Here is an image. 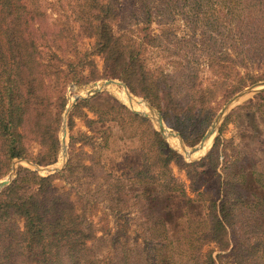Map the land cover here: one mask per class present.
I'll list each match as a JSON object with an SVG mask.
<instances>
[{
  "label": "trees",
  "instance_id": "1",
  "mask_svg": "<svg viewBox=\"0 0 264 264\" xmlns=\"http://www.w3.org/2000/svg\"><path fill=\"white\" fill-rule=\"evenodd\" d=\"M33 3L0 0V179L14 159L37 166L57 162L69 83L123 81L191 147L216 114L218 97L225 101L264 79V0H76L75 36L93 43L83 52L73 46L74 60L61 57L62 44L72 45L68 31L48 27ZM172 15H182L187 24L203 18L215 31L228 27L232 56L207 58L206 80L197 67L172 73L146 63V49L156 46L150 24ZM46 38L60 51L47 61L39 50ZM92 55L102 60V71ZM98 96L77 100L68 128L78 113L91 129L121 125L129 138L139 140L141 167L117 175L107 171L101 150L110 131L97 148L90 136L70 134L61 171L43 176L18 167L0 191V264H225L231 257L232 264H264V192L251 184L246 168L234 165L233 183L220 179L218 137L202 159L186 163L147 118L117 99L99 102ZM195 124L198 129L191 128ZM80 141L94 150L76 149ZM173 164L188 177L204 169L217 175V196L207 200L204 218L188 226L182 247L175 246L167 227L173 218L170 199L185 188ZM56 179L68 189L57 188ZM99 209L123 223L113 231L98 227L91 217ZM132 225L140 241L128 233ZM205 244H213L212 249L204 252Z\"/></svg>",
  "mask_w": 264,
  "mask_h": 264
},
{
  "label": "rangeland",
  "instance_id": "2",
  "mask_svg": "<svg viewBox=\"0 0 264 264\" xmlns=\"http://www.w3.org/2000/svg\"><path fill=\"white\" fill-rule=\"evenodd\" d=\"M33 2L34 3L32 5L39 7L40 11L43 12L48 27L53 30L60 27L65 28L68 31L67 34L69 35V37H72V39L70 40L72 42V45H69L70 42L67 43V45L62 44V47L65 50V52L61 56L62 58H69L73 60L75 59V55H73L72 53L75 50H73V46L78 52H83L90 48L93 43V39H77V37L75 36L78 29V24L74 16L76 15L75 13L77 9L75 5L76 0H33ZM150 27L152 29V33L156 36V46L147 48L144 53V57L146 59V63L154 68L160 67L163 70L171 71L172 73H174V71L180 72L181 70H183V68L190 69L191 67H197L198 69L202 70V79L206 80L207 58L211 57L212 59H214L232 56V51L230 50L229 46V40H227L228 38H226V35L228 34L227 26L222 29H219V27H217V31H219L217 32L213 30V28L209 24H207L206 21L203 20V18L202 20L192 21L190 24H187L182 15H172L170 16V18H166V16L163 19L156 18L150 24ZM46 39L47 40H43L39 46L41 56L45 61L50 58L52 52H57L58 54H60V51L56 49V44L52 43L50 39ZM91 58L93 59L96 68L99 71H102L103 62L100 57L98 55H92ZM223 60L228 63L227 65L233 64L230 61H227L228 59ZM54 62L58 63L57 59H55ZM241 71H244V69H241ZM231 78H233V71ZM108 79L123 82L117 78H103L81 86L69 83L65 89V96L68 100L67 105L73 103L76 100L71 107L72 109L77 100H79V96L86 95L89 86H91L94 82H102ZM263 80L264 79L259 80L255 83ZM253 84H249L241 88L238 92ZM115 89L122 90L124 88L118 84H111L106 89L98 93V101L107 104L112 103L113 99H117L129 110L133 108L142 112L149 111V109L147 111H143L140 108H134L131 105V102L129 103V101H123L122 98H120L115 92ZM124 91L126 93L125 89ZM238 92L234 93L225 101L221 100V97L217 98L218 110L209 123L208 127L194 146L199 144L201 138L209 129L218 112ZM96 95H93L89 98L95 97ZM133 96L134 99H137L143 104L148 102L142 97H138L135 95ZM94 99L96 100V98ZM69 114L66 120L65 147L61 143V138L63 137L61 123L59 133L61 144L60 155L56 163L46 165L47 167L58 168V171H61L63 169L68 157V142L70 134L74 135L78 139L79 137H81L80 134H86L87 136H90V141L93 143V146L97 148L98 146L102 145L104 137L105 135H107L108 131H110L111 134L108 137L107 146L102 148L101 150L102 161L107 171L117 175L121 172L132 173L133 171L138 170L141 167V152L139 140L136 137L129 138V132H122L121 125L109 122L104 125L95 124L93 126V129H91L86 126L85 117L83 116V114L78 113L73 116V127L69 129ZM143 117L147 118L150 121L152 128L156 130L154 121L149 117ZM164 124L168 129H170L174 133L179 134L176 129L169 127L165 122ZM127 126L128 125L126 124L125 128ZM191 128L198 129V125L195 124L194 126H191ZM217 137L219 139L220 154V164L218 166L217 173L220 175V179L228 182L230 181L229 184L233 183V179H235V177L232 178V175L234 174V165L237 169L243 170L244 168H246L249 172H252V179L254 181L251 184L255 187V189L261 188V191L264 192V89L254 94H248L242 97L236 104L229 108L228 112L219 122L215 134L208 138L205 142L204 147L205 145H208L203 153L197 154L201 151L200 150L192 154L190 158L187 159L182 153V148L177 137L169 136L168 139L165 140L167 141L169 147L181 154L183 160L186 163H191L202 159L209 152ZM81 142L83 141H80L75 145L76 149L82 148L85 151L94 150L92 146H83ZM183 145L187 149H191L193 147L187 146L184 142ZM32 148L34 151L37 149L35 145H32ZM14 160L12 161V164ZM20 166L28 168L30 170H34L38 172V174L43 176L58 172L39 171L35 167L24 162L16 164L17 170ZM172 171L175 176L180 177L184 181L185 188L183 192L175 193L170 199V209L173 213V218L167 226L168 236L174 242L175 246L182 247L185 243V237L188 233V226H195L199 223V220H202L204 218L207 200L216 198L217 196V175L208 169H204V171L200 173L199 176L194 178V174H191V176L188 177L186 175L185 169L182 166L175 164L172 165ZM54 183L56 187L61 190L68 189V185L62 179H56ZM104 213L99 209L91 217L92 220L97 223L98 227L107 228L113 231L117 228L118 225H121L123 223L122 220H115L112 216L108 214L105 215ZM133 227L134 225L128 227L127 231L134 238L135 235ZM99 234L101 233L98 232L97 235ZM135 238L138 241L141 240V238ZM240 240H243V238L241 237ZM212 247L213 244H205L203 246V251L205 252L209 249H212ZM213 255H215V253H213ZM225 264H232V257L229 258L228 261L225 262Z\"/></svg>",
  "mask_w": 264,
  "mask_h": 264
},
{
  "label": "water",
  "instance_id": "3",
  "mask_svg": "<svg viewBox=\"0 0 264 264\" xmlns=\"http://www.w3.org/2000/svg\"><path fill=\"white\" fill-rule=\"evenodd\" d=\"M111 84L121 85L126 90V93L129 96V98H134V96L129 92L128 88L126 87V85L123 82L115 81L113 79H108V80H105L102 82H94L91 86H89V88L86 92V95L85 96H79V99H86V98H89L93 95H96V94L100 93L101 91H103L104 89H106ZM262 89H264V80L260 81L258 83H255L253 85H250L249 87L244 88L243 90L238 92L235 96H233L224 105V107L218 112L217 116L214 118L213 122L211 123L209 129L206 131V133L201 138L199 144L196 146H193L191 149H187L183 145V141H182V139L178 133H174L173 131H171L170 129H168L165 126L161 115L148 102L145 103L149 109L148 112L138 111L136 109L131 108L129 105L128 106L131 108V110L134 113L141 114L143 116H146V117H149L150 119H152L156 125V130L161 134V136L164 139H168L169 136L177 137L179 139V142H180L179 144L182 146L183 155L185 156V158L189 159L192 154L202 150L206 140L215 134V132L217 131V126H218L219 122L224 117V115L228 112L230 107H232L234 104H236L242 97H244L248 94H254V93H256ZM74 102L68 104L65 108L64 113H63V122H62L63 137L61 138V143L64 147H65V135H66V120H67L69 111H70L72 105L74 104ZM22 162L29 164V165L35 167L37 170L43 171V172H55V171L59 170L58 168H52V167H47V166L40 167V166L34 165V164H32L26 160L15 159L13 164H12L11 171L8 173V175L5 178L0 180V191L3 187L7 186L13 180V178L15 177L16 172H17L16 164L22 163Z\"/></svg>",
  "mask_w": 264,
  "mask_h": 264
},
{
  "label": "bare ground",
  "instance_id": "4",
  "mask_svg": "<svg viewBox=\"0 0 264 264\" xmlns=\"http://www.w3.org/2000/svg\"><path fill=\"white\" fill-rule=\"evenodd\" d=\"M112 86H115V85H112ZM115 88V87H114ZM115 92L118 94V96L120 98H122L123 101H129V103L131 102V105L134 107V108H137V109H142L143 111H147L148 110V107L139 102L137 99H134V98H129L128 95H126L124 89L122 90H119V89H115ZM207 141V140H206ZM208 143V142H207ZM205 144V143H204ZM208 145V144H207ZM207 145H205V147L203 146L202 150L200 152H198L197 154H201L204 152L205 148L207 147ZM181 146V145H180ZM182 148V146H181Z\"/></svg>",
  "mask_w": 264,
  "mask_h": 264
}]
</instances>
